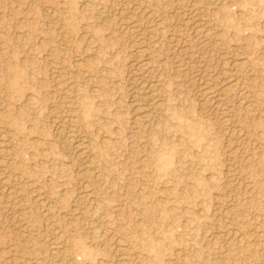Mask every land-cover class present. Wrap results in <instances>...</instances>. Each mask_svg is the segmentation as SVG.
Listing matches in <instances>:
<instances>
[{
  "label": "rangeland",
  "instance_id": "rangeland-1",
  "mask_svg": "<svg viewBox=\"0 0 264 264\" xmlns=\"http://www.w3.org/2000/svg\"><path fill=\"white\" fill-rule=\"evenodd\" d=\"M0 131V264H264V0H0Z\"/></svg>",
  "mask_w": 264,
  "mask_h": 264
},
{
  "label": "bare ground",
  "instance_id": "bare-ground-1",
  "mask_svg": "<svg viewBox=\"0 0 264 264\" xmlns=\"http://www.w3.org/2000/svg\"><path fill=\"white\" fill-rule=\"evenodd\" d=\"M139 3V2H138ZM146 3V2H145ZM142 4V3H141ZM138 5V4H137ZM140 6V5H139ZM138 7V6H137ZM145 8V7H144ZM146 8H148V7H146ZM131 9V8H130ZM143 10V9H142ZM147 10V9H146ZM139 13V12H138ZM137 14V13H136ZM134 16V15H133ZM140 19V18H139ZM131 20V19H130ZM134 20V19H133ZM224 21V20H223ZM134 23V22H133ZM132 23V24H133ZM197 27V26H196ZM130 28V27H129ZM132 29V28H131ZM150 29V28H149ZM156 30V29H155ZM149 34V33H148ZM132 35V34H131ZM92 39V38H91ZM142 39V38H141ZM139 43V42H138ZM138 48V47H137ZM140 48V47H139ZM138 52V51H137ZM139 52H141V51H139ZM139 55V54H138ZM141 56H142V54H141ZM230 59V58H229ZM141 60V59H140ZM244 61H246V60H244ZM80 62V61H79ZM78 62V63H79ZM145 62H147V61H145ZM144 61H139V64H138V66H137V69L140 71V72H142L143 70H144V68H145V66H146V63H145ZM241 62H243V61H241ZM137 63V62H136ZM227 63V62H226ZM234 63V62H233ZM238 63V62H237ZM236 63V64H237ZM240 63V62H239ZM238 63V64H239ZM78 65V64H77ZM237 66V65H236ZM226 68V67H225ZM236 68V67H235ZM146 69V68H145ZM226 71V70H225ZM138 72V71H137ZM136 72V73H137ZM147 73V72H146ZM160 74V73H159ZM224 74V73H223ZM137 75H139V74H137ZM151 75H152V73H151ZM143 76V75H142ZM141 77V76H140ZM139 77V78H140ZM135 78V77H134ZM228 78V77H227ZM227 78H226V80L225 81H227ZM138 80V79H137ZM141 80H142V78H141ZM237 79H233V81H236ZM145 81V80H144ZM148 81V80H147ZM146 82V81H145ZM229 82V81H228ZM141 83V82H140ZM144 83V82H143ZM146 84V83H145ZM145 84H143V85H145ZM150 84H151V82H150ZM154 84V83H153ZM227 84V83H226ZM229 84V83H228ZM236 83H230V85L232 86V85H235ZM143 85L142 86H140V87H143ZM149 85V84H148ZM225 85V84H224ZM226 86V85H225ZM151 88V86H147V88ZM228 87L229 86H227V89H228ZM65 88V87H64ZM147 88L145 87V89L147 90ZM154 88V87H153ZM153 88H151V89H153ZM160 88V87H159ZM205 88V87H204ZM207 88V87H206ZM232 88V87H231ZM97 89V88H96ZM203 89V88H202ZM209 89V88H208ZM64 90V89H63ZM154 90V89H153ZM153 90L151 91V92H153ZM220 90H222V88L220 89ZM229 90V89H228ZM65 91V90H64ZM205 91H207V90H205ZM209 91V90H208ZM225 91H227V90H225ZM225 91L223 92V93H225ZM143 92V91H142ZM241 92V91H240ZM148 93V92H147ZM154 93V92H153ZM207 93V92H206ZM205 93V94H206ZM212 93V92H211ZM219 93V92H218ZM246 93V92H245ZM137 94V93H136ZM144 94V93H143ZM155 94V93H154ZM27 95V94H26ZM208 95V94H207ZM137 96V95H136ZM155 96V95H154ZM216 96V95H215ZM214 96V97H215ZM218 96V95H217ZM230 96V95H229ZM228 96V97H229ZM30 97V96H29ZM152 97V96H151ZM159 97V96H158ZM211 97V96H210ZM209 97V98H210ZM238 97V96H237ZM143 98V97H142ZM153 99H155V97L153 98ZM219 99V98H218ZM207 100V99H206ZM216 100V99H215ZM214 100V101H215ZM137 101V100H136ZM160 101V100H159ZM204 101H205V98H204ZM208 101V100H207ZM213 101V100H212ZM240 101V100H239ZM219 101H217L216 103H218ZM223 101H220V103H222ZM237 103V102H236ZM156 102L155 103H153V105H155L156 106ZM214 104V103H213ZM223 104V103H222ZM246 104V103H245ZM217 106H218V104H217ZM138 107V106H137ZM142 107V106H141ZM149 107V106H148ZM229 107H232V106H229ZM218 108H220V107H218ZM222 108V107H221ZM220 108V109H221ZM226 108V107H225ZM2 109V108H1ZM224 110V109H223ZM250 110V109H249ZM148 111V110H147ZM221 111V110H220ZM219 112V111H218ZM227 112V111H226ZM68 113V112H67ZM139 114V113H138ZM225 114V113H224ZM71 115V114H70ZM221 115H223V113L221 114ZM63 116V115H62ZM223 116H225V115H223ZM66 117V116H65ZM140 117V116H139ZM72 118V117H71ZM226 119L225 117H222L221 119ZM223 119V120H224ZM228 119V118H227ZM69 120H70V118H69ZM68 120V121H69ZM224 122V121H223ZM147 123V122H146ZM224 123H226V122H224ZM229 123V122H228ZM62 124V123H61ZM76 125V124H75ZM227 126H229V124L227 125ZM71 127H72V125H71ZM76 127V126H75ZM237 127V126H236ZM61 128V127H60ZM71 130H72V128H71ZM227 130V129H226ZM232 130V129H231ZM69 131H70V129H69ZM103 131V130H102ZM142 131V130H141ZM259 131V130H258ZM73 132V131H72ZM76 131H74V133H75ZM260 132V131H259ZM4 133V132H3ZM71 133V132H70ZM70 135V134H69ZM83 137V136H82ZM107 137V136H106ZM70 139H71V142H73L74 144H75V147H77V148H80L79 150H84V148L85 147H83V143H82V141L81 140H79V139H77V137H76V135L74 134H72L71 133V135H70V137H69ZM68 138V139H69ZM84 138H86V137H84ZM110 139V138H109ZM8 141V140H7ZM108 141V140H107ZM254 141V140H253ZM5 141H4V138H3V134L1 133V131H0V151H1V153L6 149L5 148ZM251 143H252V141H251ZM257 143V142H256ZM260 145V144H259ZM7 147V146H6ZM8 149V148H7ZM6 151V150H5ZM8 151V150H7ZM2 155V154H1ZM90 155V154H89ZM2 158V157H1ZM93 158V157H92ZM85 159V158H84ZM1 160V159H0ZM94 160V159H93ZM10 161V160H9ZM44 161V160H43ZM85 161H87V160H85ZM84 161V162H85ZM0 163H1V161H0ZM88 163V162H87ZM16 166V165H15ZM3 170V169H2ZM96 170V169H95ZM4 171V170H3ZM9 171V170H8ZM85 171V170H84ZM5 172V171H4ZM88 172V171H87ZM96 174V173H95ZM97 175V174H96ZM100 174H98V176H99ZM5 177V176H4ZM96 177V176H95ZM100 177V176H99ZM87 183V182H86ZM99 183V182H98ZM16 184V183H15ZM11 188V187H10ZM86 188V187H85ZM90 191V190H89ZM32 193H33V191H32ZM87 193V192H86ZM91 193V192H90ZM9 195V194H8ZM8 195H7V197H8ZM14 198V197H13ZM19 199V198H18ZM34 199V198H33ZM12 200V199H11ZM15 200H16V198H15ZM94 201H96V200H94ZM14 202V201H13ZM12 202V203H13ZM16 202V201H15ZM14 202V203H15ZM11 203V204H12ZM18 203V202H17ZM16 203V204H17ZM40 203V202H39ZM96 203V202H95ZM99 203V202H98ZM47 204V203H46ZM15 208H17L18 209V205H17V207H16V205L15 204H12L11 205V209H12V211H14V214H15V212H16V210H15ZM46 211V210H45ZM17 213V212H16ZM45 213V212H44ZM17 215V214H16ZM13 216H15V215H13ZM20 216V215H19ZM17 221V220H16ZM125 221V220H124ZM17 223V222H16ZM57 227V226H56ZM55 227V228H56ZM108 229V228H107ZM236 230V229H235ZM231 230H229V232H230ZM234 234V233H233ZM64 235V234H63ZM225 235V234H224ZM236 235V234H235ZM242 236V235H241ZM30 239L29 240H32L33 239V244L38 248V246H40V240L38 241V239L37 240H35V238L32 236V235H29L28 236ZM66 239V238H65ZM35 240V241H34ZM230 241V240H229ZM42 243V242H41ZM52 244V243H51ZM22 246V245H21ZM28 246H29V244H28ZM28 246H26V247H28ZM23 248V247H22ZM24 248H25V246H24ZM56 248V247H55ZM120 248V247H119ZM122 248H124V246L122 247ZM41 249V248H40ZM46 249H48V250H51V251H54L53 249H54V247H52L51 245H48V248H46ZM27 250H28V248H27ZM29 251V250H28ZM123 256H125V255H123ZM184 257V256H183ZM186 258V257H185ZM242 260V259H241ZM264 261V260H263ZM32 264V263H31Z\"/></svg>",
  "mask_w": 264,
  "mask_h": 264
}]
</instances>
